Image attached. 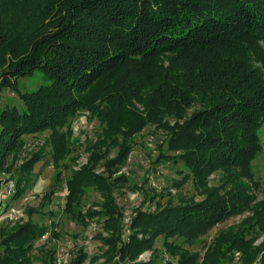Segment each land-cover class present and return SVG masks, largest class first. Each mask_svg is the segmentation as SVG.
I'll return each instance as SVG.
<instances>
[{
	"label": "trees",
	"instance_id": "1",
	"mask_svg": "<svg viewBox=\"0 0 264 264\" xmlns=\"http://www.w3.org/2000/svg\"><path fill=\"white\" fill-rule=\"evenodd\" d=\"M263 44L264 0H0V94L11 87L23 102L22 109H0V166L16 150L20 134L62 125L78 108L96 111L120 133L132 98L145 103L149 120L159 121V110L183 119L169 128L167 143L179 151L172 159L198 180L204 198L155 215L139 212L130 226L135 234L118 250L120 259L131 262L117 264H155L133 263L151 243L138 238L140 233L163 236L168 252L176 255L172 239L194 241L248 206L250 191L264 193V181H256L251 171L264 124ZM37 73L40 89L20 93L18 80ZM115 102L120 110L114 114ZM126 154V146L119 148L117 158L104 162L106 168L121 163ZM100 158L94 157L96 162ZM36 159L21 169L28 173ZM94 168L95 163L83 167L67 182V210L88 188L107 195L100 211L77 212L84 225L89 219L104 218L105 223L115 214L119 217L108 177L97 175ZM218 170L225 172L222 195L203 181ZM24 178L15 182L11 198L21 195ZM262 223L258 218L260 230ZM2 231L0 264H31L29 254L42 228L28 220ZM246 231L227 243L217 242L201 264H221L224 247L239 246ZM48 257L44 264H52ZM83 258L78 256L73 264ZM194 262L190 255H178V264Z\"/></svg>",
	"mask_w": 264,
	"mask_h": 264
},
{
	"label": "rangeland",
	"instance_id": "2",
	"mask_svg": "<svg viewBox=\"0 0 264 264\" xmlns=\"http://www.w3.org/2000/svg\"><path fill=\"white\" fill-rule=\"evenodd\" d=\"M264 47V44H263ZM40 74L31 78H20L17 82L20 93L32 94L42 86ZM124 110V132L120 133L113 126L112 121L99 117L96 111L78 108L62 125L53 129L46 128L34 133H22L18 139L16 150L6 155L0 166V229L2 233L22 225L28 220L42 228L43 233L34 240L29 254L31 264H44L43 259L51 255L53 264L57 248L70 243V263L84 255L81 264H117L128 262L127 258L120 259L119 248L128 244L130 236L135 234L129 227L127 236L123 237V218L125 215L135 218L139 212L147 214L163 213L172 206L184 201L200 202L204 197L198 193V180L190 174L185 165L172 159L179 154L169 146L168 132L175 124H181L183 119L177 120L159 110V121L149 120V113L145 103L132 98ZM131 105L135 110H131ZM15 106L23 108V102L17 92L8 87L0 94V109ZM114 112L120 110L116 104L111 105ZM104 106H102L103 108ZM117 108V110H116ZM190 109L187 116H190ZM115 114V112H114ZM136 124L138 125L136 127ZM165 125L168 128H165ZM261 149L251 161L253 177L258 182L264 181V124L258 130ZM127 147V154L121 163L107 167L104 162L114 160L118 156L119 148ZM58 151V152H56ZM57 153V154H55ZM58 157L56 158V156ZM96 155L101 156L96 160ZM37 158V159H36ZM36 159V163L29 168V172L22 170L24 164ZM95 163V173L108 177L111 183V198L119 211L112 220L100 222V229L96 232L91 252H85V233L87 226L76 219L78 211H100L106 203L107 195L95 188H88L67 210V182L75 172L83 167ZM11 167V171H5ZM225 172L218 170L210 173L204 179V186L218 189V194L225 185ZM20 177L22 193L17 198L5 196L8 181L17 182ZM26 181V182H25ZM244 186L251 183L242 178ZM200 186V184H199ZM226 187L229 190L231 187ZM252 200L248 206L240 208L237 214L214 225L206 233L199 235L194 241L181 242L172 239L170 246L177 245L178 250L172 255L165 245V238L151 233L138 234L143 240H151L149 246L142 250L136 262H153L155 264H178V255H190L194 263L201 264L209 251H213L217 242L227 243L240 230H247L242 247H224L221 264H260V257L264 253V229L258 228V218L264 219V193L261 190L250 191ZM11 209L22 210L24 220H11ZM30 214V215H29ZM264 224V223H262ZM252 229H249V226ZM131 226V225H130ZM251 231V232H250ZM249 232V233H248ZM119 235L118 241H113ZM1 237V236H0ZM128 238V239H126ZM114 242V243H113ZM217 243V244H216ZM239 247V248H238ZM212 253V252H211ZM49 260V257L47 258ZM50 262V261H49Z\"/></svg>",
	"mask_w": 264,
	"mask_h": 264
},
{
	"label": "built area",
	"instance_id": "3",
	"mask_svg": "<svg viewBox=\"0 0 264 264\" xmlns=\"http://www.w3.org/2000/svg\"><path fill=\"white\" fill-rule=\"evenodd\" d=\"M15 182L12 180L8 181L5 187V196L11 197L15 192ZM11 220H24L25 215L23 214L22 210L18 209H11V214H9ZM132 217L125 215L123 218L124 230H123V237L127 236L128 229L131 225ZM87 229L85 233V243H84V250L85 252H91L94 244V238L96 232L100 229V222L96 219H89L86 223ZM128 239V238H126ZM70 243L66 242L62 246L57 248V251L54 255L53 264H69L70 263Z\"/></svg>",
	"mask_w": 264,
	"mask_h": 264
}]
</instances>
